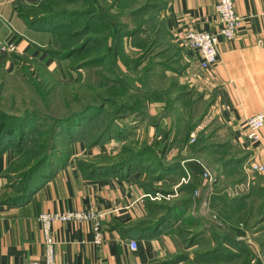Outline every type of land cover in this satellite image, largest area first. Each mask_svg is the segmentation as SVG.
Listing matches in <instances>:
<instances>
[{
	"label": "crops",
	"instance_id": "1",
	"mask_svg": "<svg viewBox=\"0 0 264 264\" xmlns=\"http://www.w3.org/2000/svg\"><path fill=\"white\" fill-rule=\"evenodd\" d=\"M92 1L106 13V17H110L105 10L113 0ZM144 1L147 0H135V6ZM41 2L0 0V43L10 38L16 45L14 53L0 52L2 73L17 70L21 67L18 60L24 57L35 61L46 72H52L59 65L48 53L53 46L52 34L38 28L34 21L35 17L40 18L47 13ZM149 3L154 10L150 15L162 19L163 31L156 36L142 34V39L151 41L155 37L157 59L160 56L167 58L165 65L158 64L152 69L150 76L157 74V78L164 82L153 86L155 88L150 92L166 91L167 94L147 103V113L152 115L151 118L134 116L135 120L143 123L139 128L132 129L128 125L129 120L134 118L121 120L127 128L125 136L117 138L107 147L111 153H118L125 146L137 149L147 144L155 155L164 151L166 158L158 160L161 166L194 158L187 165L194 170L195 176H199L202 168L210 173V191L208 194L204 191L202 197L207 198L209 205L200 212L205 219L213 221L214 226L215 221L206 212L215 210L212 198L218 195L220 188L229 191L245 187L247 200L254 198L257 203L264 204V171L251 170L248 165L254 160L264 166V127L260 130L258 142L250 141L246 135V120L264 108V0H233L241 24L234 39L220 38L217 62L208 68L200 66L196 51L183 45V36L189 30L217 29L215 0H149ZM124 48L127 53L138 50L129 43ZM192 94L196 96L192 98ZM181 99L189 100L188 112L192 103L196 107V104L207 105L209 102L210 110L214 112L213 123L206 128L198 126V138L193 142L186 141L185 134L174 137L167 133L166 121L172 122L171 125L176 121L174 110H167V115L158 112L161 106L170 103L178 108L177 103ZM131 139L138 142L132 143ZM68 148L69 159L49 177L40 176L36 186L24 195L19 189L14 169V162L20 163L16 161L12 148H0V264L42 262L43 238L37 216L42 212L74 209H93L104 214L101 221L103 240L100 244L93 242L94 234L89 221L55 222L52 236L56 242L54 256L57 264H161L171 260V255L176 252V256L181 255L179 237L165 234L162 226L147 235L139 234L141 229L150 225V221L157 220L152 216L151 205L145 197L148 193L139 184L145 176L142 168L137 167L129 173L84 172L78 167L80 157L97 166L117 160H99L102 146L89 148L75 142ZM176 153L181 157L173 158ZM161 166L156 168V174H159ZM171 175L165 178L178 179L177 174ZM256 193H260L259 198L252 195ZM254 225H261L264 229V219ZM232 228L225 232L233 239L244 244L258 241L259 230L250 236L246 231ZM189 230L183 228V232ZM206 230L204 228V232ZM214 231L215 239L221 241L225 233ZM131 240L137 242L136 249L130 248ZM260 241L264 249V236ZM185 249L189 247L184 245L183 253ZM180 261L173 264H180Z\"/></svg>",
	"mask_w": 264,
	"mask_h": 264
},
{
	"label": "trees",
	"instance_id": "2",
	"mask_svg": "<svg viewBox=\"0 0 264 264\" xmlns=\"http://www.w3.org/2000/svg\"><path fill=\"white\" fill-rule=\"evenodd\" d=\"M134 1L113 0V3L106 9L110 17H106L92 0H42L41 5L44 6L47 13L40 18L35 17L34 21L38 24V28H44L51 23L64 21L63 26L55 28L52 32L53 37L62 32L66 33L63 36H67L72 41L71 47L64 57L71 54L93 53V57L83 60L79 67L107 62L109 64V68H107L109 74L104 78V94L101 102L96 105L90 104L82 110L67 114L64 117L53 116L49 118L52 120L51 126L48 122H44L47 117H42L35 110L24 109L23 112H16L15 110L5 109L0 105V148L2 146L12 148L16 161L20 163L14 162V169L17 171L16 179H18L19 189L22 190L21 194L24 195L27 190L33 189L36 186V180L40 176L49 177L58 166L69 159L70 150L68 146L64 150L65 154L61 156L53 145L64 137L71 138V129L77 133V130L82 127L80 120L88 117L92 121L100 114L108 120L102 133L86 142L87 147L111 138H121L125 136L127 128L122 126L116 128L119 120L129 117L131 114H136L140 118L146 117L145 105L150 101H157L161 99L159 98L160 96L167 94L166 91L150 92L145 88L152 69L158 64L163 65L164 63L165 65L167 58L160 56L158 60V56L155 54L157 49L155 37L149 41L150 39H142V34L161 35L163 31L162 19L150 15L152 14L151 11L154 10L149 0L138 6H135ZM67 3L73 4V6L77 5V7L69 10L64 8L58 9L61 11L55 10ZM72 26H76V28L69 30ZM126 43L137 47V52L132 50L131 53H127L124 48ZM56 50L57 47L54 46L48 50V53L51 56H58ZM120 65L124 67V77L122 76ZM140 94H142L141 98ZM180 95L177 97L181 98ZM107 105L109 108L105 109ZM172 105L170 103V105L166 106ZM192 109L193 106H189V115ZM91 111H93V115H90ZM193 128L194 124L188 126L185 133L186 141L189 140V133ZM75 136H73L74 141L84 137ZM103 138L104 140H102ZM83 141L85 142V139ZM48 147H50V151L47 150ZM122 153V158L111 164L97 166L94 163L78 160V167L84 172H99L101 174H114L122 171L129 173L133 169L140 167L153 174L151 179H159V176L171 167L180 168L179 160L174 161L171 166H161L162 164L158 161L160 159L155 160V153L147 144H143L137 149L125 146ZM160 166L159 174H156V168ZM153 169L155 172H153ZM175 173L180 174L181 172ZM139 184L151 195L157 192H170L169 190L152 188L151 186L150 189V183L147 181ZM184 188H187L190 193L193 189V184L183 186L181 191H184ZM189 193L186 194L187 197L182 196V198L170 205H167L168 202H157L148 199L153 212H155V209L163 208L165 213L158 217L155 222H148L150 225L141 229L139 234L141 236L147 235L155 231L156 227H160L174 214L181 211L185 212V208L190 204ZM259 194L252 195L256 196ZM220 195L218 193L212 198V205L215 207L221 205L223 207L221 210L219 209L220 211L235 212V203L237 205L242 204L241 212H253L254 207L257 206L258 212H262V214L257 216L256 223L264 219V204L262 202L259 204L256 200H252L248 206V196L245 194L241 198L230 199L231 201L228 204V198L222 199V197H219ZM189 219L190 217L187 218V221ZM191 241L192 238L191 240L188 239L189 247L193 244ZM243 245H245L243 242L237 241L229 233H225L221 241L218 240L217 245L210 251L222 257L223 251H228L227 249H229L228 247L226 249L225 246H230L234 247V249L236 248V253L241 254L244 250L239 247ZM180 257L181 255L175 258L179 260ZM177 260L174 261L176 262Z\"/></svg>",
	"mask_w": 264,
	"mask_h": 264
},
{
	"label": "rangeland",
	"instance_id": "3",
	"mask_svg": "<svg viewBox=\"0 0 264 264\" xmlns=\"http://www.w3.org/2000/svg\"><path fill=\"white\" fill-rule=\"evenodd\" d=\"M76 7L70 5V3H67L55 10L61 11L58 9L62 8L69 10L73 8L75 9ZM105 12L107 11L105 10ZM101 13L104 12L101 11ZM104 15L106 16V13H104ZM108 15L110 14L108 13ZM63 24L64 21L51 23L49 24V26H45L41 29H45L52 34L55 28L63 26ZM75 28L76 26H72L69 28V30H73ZM63 34L66 33H59L52 38L51 45H53L52 47H57L56 51L58 52V56L53 55L52 57L56 59L57 62H59V65L52 72H46L45 70L43 71L40 65H37L35 61L29 59L28 57H24L23 59L18 60V64H21V67H18L14 72L6 74L0 71V105L3 108L9 109L11 111L15 110L16 112H23L24 109L35 110L37 113H40L42 117L46 116L47 120H45L44 122H48V124H50L51 126L52 120L49 118L53 116L64 117L67 114L80 111L90 104L96 105L101 102L102 95L104 94V78H106L109 74L107 69L109 68V64L105 62L102 64H92L79 67V64L83 60H88L89 58L93 57V53L71 54L67 57H64L71 47L72 41L67 36H63ZM120 69L122 70V76L124 77V67L120 65ZM157 77V74L149 77V80L145 85V88L147 90L152 91V89L155 88L153 86L164 82V80L160 81V78ZM194 96H196V94L191 95L192 98ZM141 97L142 94H140V98ZM189 100L187 101V99H185V101H183L181 99V101L177 103L178 108L165 105L161 106L162 108L158 109V112L162 115H167L173 110L175 111L176 121H173L172 125V122L166 121V125L168 127L167 133L173 135L174 137L180 134L184 136L188 126L194 124V128L191 132L193 133L192 136L196 139L198 138L199 134L198 126H203V128H206L214 121V112L210 110V102L207 103V105L205 103L196 104V107L193 103L190 104L189 106H193V109L191 111V114L189 115L188 110H186ZM107 108H109L108 105L105 107V109ZM181 109L182 111H180ZM167 110L169 112H167ZM92 112L93 111L90 112V115H93ZM147 112H149V110L148 105L146 104L145 116L147 118H151L152 115H149L150 113ZM134 116L135 118L138 117L136 116V114H131L127 118L133 119ZM135 118L133 120H129L128 125L130 127H133L132 129L139 128L140 125L143 124L140 120H135ZM121 120L117 122L116 128H118V126L125 127V124L120 122ZM107 121L108 120H106L105 116H102L101 114L95 117V119H93L92 121H90L88 117L82 119L80 120L82 127L77 130V133L73 132V129H71V138H59L60 140L56 141L53 146L61 156L65 154L64 150H66L67 146L69 147V144H75V142H77L80 144L82 143L85 147H87L86 142H89L90 140L101 134L105 124H107ZM190 133L189 142H193L190 139ZM75 135L84 136L81 138L85 139V142L83 141V139L74 141V137H76ZM116 139L117 138H111L110 140L108 139L106 141H103L102 143L89 146V148L102 146L103 153L100 152V154L98 155L99 160L116 161L122 158V151H119L118 153H111L110 149H108L107 147ZM102 140H104V138ZM131 140L132 143L138 142V140ZM47 150L50 151V147H48ZM177 150L178 148H176V152ZM155 156V160L166 158L164 151L158 153ZM176 157L180 158L181 156L180 154L178 155L176 153L173 158ZM78 160L84 161L86 163L89 162L87 161L88 159L84 157H80L78 158ZM181 162V169L171 167L170 169L164 171L162 175L159 176V180H157L158 184H154V182L157 181L155 179H151L153 174L142 169V172L145 175L142 181H147L148 183H150L149 188L151 186L152 188L169 190V193L173 195L168 200H154L157 202H168L167 205L173 204L176 200L182 198V196L187 197L186 194L189 193V190L187 188H184V191H181V188L183 186H187L188 184H193V189L189 193L190 204L187 208H185L186 211L188 210V212H178L161 225L164 228L163 230L165 234H174L179 237L178 244L181 246V250L179 252L181 254L180 264H264V249L261 248L260 241L262 239V236H264V232H261L264 229H261V225H254L257 224V216L261 215L262 212H258L259 210L257 206L254 207L253 212H241L242 204L237 205V203H235L234 205L235 212H222L220 210L223 207L221 205H218L216 206L215 210H213V212H206L208 216L212 217L210 219L215 221V228L212 223L213 221L211 222L207 218L205 219L203 213L200 212V210H204V208L206 209V206L209 205L207 198L205 200L202 197L204 191L207 194L210 191V181L208 179H203V177L200 175L195 177L192 176L186 182L182 181L181 177L185 176V172L183 170ZM133 171L134 170H132V172ZM174 172H181L180 174H177L178 179L177 177L176 179L165 178L171 174H176ZM219 190H221L219 192L221 194L219 197H222V199L228 198V204L231 201L230 199L233 200V198L235 199L236 197L241 198L243 195H245L244 193L246 192L245 187H243V190L239 189L238 187L232 188V190L229 191L226 188H220ZM256 197L259 198L260 195H256ZM253 199L254 198L247 200L248 206L250 201ZM154 211L155 212L152 213V216L157 218L161 217L165 213L163 208L155 209ZM184 215L185 217H182ZM187 216L190 217L188 221ZM232 227H236L237 229L246 231L250 236L255 235L254 233L259 230L260 235L258 236V241H255V243L249 242L239 247L240 249L244 250V254L236 253V248L234 249V247L230 246H225V248L228 247L229 249L226 248L228 251H223L222 257H219L218 254H213V252L211 253L210 250L217 245L214 230H216L217 233L223 231L224 234L226 233V230H230V228L234 229ZM183 228L190 230L189 232H183ZM204 228H207V232H204ZM191 238V242L193 244L189 247L188 239L191 240ZM184 245L185 248L189 247V249H185L183 253ZM176 253L171 255V260H165L163 261L164 263L161 264H173L174 260H177L175 258Z\"/></svg>",
	"mask_w": 264,
	"mask_h": 264
},
{
	"label": "built area",
	"instance_id": "4",
	"mask_svg": "<svg viewBox=\"0 0 264 264\" xmlns=\"http://www.w3.org/2000/svg\"><path fill=\"white\" fill-rule=\"evenodd\" d=\"M214 10L216 13L217 29L215 31H201V30H189L183 36V45L189 50H194L198 53L200 58V66L202 68H208L213 66L217 62L218 49L217 44L220 38L225 40L234 39L236 32L241 24V18L236 14L234 9L233 0H215ZM16 51V45L12 39H6L0 43V52L2 53H14ZM264 127V108H262L255 115L249 117L246 120V135L252 142H258L260 140V130ZM191 133V141L195 138ZM194 161V159L183 160L181 165L185 172V176L181 177V180L186 182L192 176L194 177V170L192 171L188 167L187 163ZM249 168L254 171H264V166L258 165L254 160L249 162ZM199 175L203 179L211 181L210 173L206 168L199 170ZM173 195L171 193L157 192L154 195L146 194L145 197L154 200H168ZM103 213L93 209H74L65 212H42L37 216L40 223V229L43 238V261H33L30 264H57L54 256L55 240L52 236V225L55 222H80L89 221L92 224L93 242L100 244L103 240L102 236V218ZM137 242L135 240L130 241V248L136 249Z\"/></svg>",
	"mask_w": 264,
	"mask_h": 264
}]
</instances>
